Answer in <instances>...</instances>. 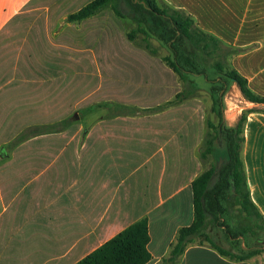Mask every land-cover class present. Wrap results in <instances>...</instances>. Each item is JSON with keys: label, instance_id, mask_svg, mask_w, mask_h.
Returning <instances> with one entry per match:
<instances>
[{"label": "crops", "instance_id": "1", "mask_svg": "<svg viewBox=\"0 0 264 264\" xmlns=\"http://www.w3.org/2000/svg\"><path fill=\"white\" fill-rule=\"evenodd\" d=\"M33 1L0 0V33ZM74 1L81 5L69 14L93 0ZM158 1L239 49L231 65L264 97V0ZM33 58L22 56L0 76V264H76L144 218L151 255L146 264H257L222 254L219 248L231 252L214 240L192 239L178 251L179 231L195 220L193 182L207 168L200 107L196 100L170 104L182 91L171 72L147 65L111 73L107 101L115 112L83 125L82 133L36 132L5 150L20 134H6L12 126L5 124V112L59 105L58 74H43ZM243 100L245 109L263 106ZM243 136L251 199L264 217V112L247 113Z\"/></svg>", "mask_w": 264, "mask_h": 264}, {"label": "rangeland", "instance_id": "2", "mask_svg": "<svg viewBox=\"0 0 264 264\" xmlns=\"http://www.w3.org/2000/svg\"><path fill=\"white\" fill-rule=\"evenodd\" d=\"M79 5L81 3L74 0H34L23 14L12 20L0 33V76L3 75L2 72L14 68L22 56H32L33 62H36L43 74L48 76L51 71L54 75L58 74L60 94L58 107L54 104L52 108L49 98L50 103L45 105L42 112L28 108L5 112L8 115L5 124L11 122L12 126L11 131L6 134L20 131L13 141L3 146L5 150L16 149L22 141L31 137L25 132L50 133L59 129L61 132L70 130L71 133H82L85 128L83 125L98 120L101 114L115 112L116 105L107 101V87L110 86L107 77L118 70L140 72L149 65L157 71L171 72L174 85L182 90L185 87L163 59L171 53L167 44L153 35L146 37L139 33L140 40L146 39L157 49L156 55H153L129 40L128 32L138 28L134 18L121 17L111 7H107L86 21L69 22V13L78 9ZM122 7L126 12V6L123 4ZM151 61L154 62L153 65ZM190 78L196 91L187 100H196L198 103L205 124V134L210 131L207 128L208 121L215 125L218 123L217 111H213L215 102L216 110L224 112L226 124L229 126L231 123L236 125L239 117L251 109L244 108L243 97L235 82L228 81L224 84L220 81H209L201 75H190ZM208 78H218L213 67H209ZM106 108H111V111ZM257 108L264 109V105ZM144 111L148 113L153 110ZM57 119H60L59 125H56ZM35 122L55 125L27 127L28 123ZM222 153L223 147L217 146L216 157ZM205 163L208 170L216 161L210 156ZM226 217L227 223L241 229L244 236L230 237L224 226L216 224L213 217L207 215L204 228L193 241L214 240L231 254L250 255L249 259L255 258L257 264H264V227L261 223L246 217L239 206H234Z\"/></svg>", "mask_w": 264, "mask_h": 264}, {"label": "trees", "instance_id": "3", "mask_svg": "<svg viewBox=\"0 0 264 264\" xmlns=\"http://www.w3.org/2000/svg\"><path fill=\"white\" fill-rule=\"evenodd\" d=\"M123 4L126 6V12L123 10ZM107 7H111L121 17L131 16L137 21L138 28L129 31L127 35L138 47L148 50L153 55L157 53V49L146 39H139V33L146 37L153 35L167 44L171 53L163 59L185 84L183 90L170 104L192 97L196 87L190 75H201L209 81H220L224 84L228 81L235 82L247 101L264 105V97L254 93L249 88L247 80L230 63L231 57L240 50L226 45L216 36L202 30L194 18L183 10L174 9L158 0H93L79 11L69 14L67 20L82 21ZM209 67H213L217 72V80L208 78ZM216 104L215 102L213 111H217L218 123L215 125L211 121L207 122L210 131L205 134L202 152L204 161L213 156L216 164L193 182L195 220L191 226L179 231L176 245L179 252L201 233L207 215L212 216L216 224L224 226L230 237L244 236L241 229L227 223L226 216L234 206H239L246 217L261 223L264 227V217L251 199L242 157L243 125L247 113L264 112V109H249L239 117L236 125L229 126L226 124L224 112L216 110ZM35 133L36 131L25 132L27 136ZM216 144L224 150V153L217 157ZM220 159L223 160L222 168L216 174ZM149 241L148 220L144 218L121 231L76 264H146L151 259ZM219 250L236 260H247L250 257L234 255L221 248Z\"/></svg>", "mask_w": 264, "mask_h": 264}, {"label": "water", "instance_id": "4", "mask_svg": "<svg viewBox=\"0 0 264 264\" xmlns=\"http://www.w3.org/2000/svg\"><path fill=\"white\" fill-rule=\"evenodd\" d=\"M222 164H223V160L222 159H220L219 160V163H218V166H217V170H216V174H218L219 173V171L221 170V168H222Z\"/></svg>", "mask_w": 264, "mask_h": 264}]
</instances>
